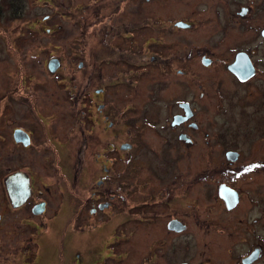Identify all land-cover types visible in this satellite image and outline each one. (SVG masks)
Here are the masks:
<instances>
[{"label": "flooded vegetation", "instance_id": "flooded-vegetation-1", "mask_svg": "<svg viewBox=\"0 0 264 264\" xmlns=\"http://www.w3.org/2000/svg\"><path fill=\"white\" fill-rule=\"evenodd\" d=\"M26 1L0 0V22L13 23L10 30L0 27V264L9 262L4 224L44 229L52 197L58 201L55 215L64 205L74 207L67 227L89 230L94 224L88 220L105 223L124 214L131 226V238L122 243L127 256L109 257L110 264H264V59L234 47L210 93L193 76L194 58L182 56L191 43L182 40L178 51L163 42L162 31L191 32L190 15H163L162 0H133V22L123 20L132 0L51 4L53 16L76 24L80 42L67 128L62 112L44 110L35 90L41 84L27 74L33 51L25 49L35 30ZM259 2L246 20L253 28L264 16ZM213 6L220 7L218 1ZM239 15L247 16L248 9L241 7ZM91 39L101 46L93 58L86 54ZM205 52L200 65L210 69L214 63ZM238 53L251 64L244 81L228 70ZM51 60L58 62L54 72L60 70L61 56L50 57L47 70ZM104 67L111 68L106 76ZM140 82L147 102L137 108L132 100L118 111L117 85L138 96ZM23 181L27 196L25 191L13 199ZM98 257L95 249L76 251L66 264H93Z\"/></svg>", "mask_w": 264, "mask_h": 264}, {"label": "rangeland", "instance_id": "rangeland-1", "mask_svg": "<svg viewBox=\"0 0 264 264\" xmlns=\"http://www.w3.org/2000/svg\"><path fill=\"white\" fill-rule=\"evenodd\" d=\"M217 1L220 7L216 11L213 5ZM259 1L262 2V0H162L163 15L175 14L174 12L182 16L183 14L185 16L190 15L189 21L195 25L192 31L186 34H169L162 31L163 42L169 43L178 51L183 48L182 40L191 43L189 45L185 44L182 56L194 58L189 60V64L193 63L197 72L193 71L194 78L201 79V83H206L205 85L209 92L213 93L218 79L217 73L220 72L219 66L225 61L229 62L232 60L234 47L237 46L238 49H253L255 57L258 56L264 59V36L261 34L264 30V26H262L264 24V16L261 17L259 24L254 28L246 21L250 19V14ZM84 2L85 0H27L25 3L26 11L29 10L31 15L33 14L31 18L35 30L32 42L25 49V51H33V58H28L31 66L28 67L27 74L41 84V87L35 88V90L39 91L38 94L41 97L39 100L41 99L44 110L62 112L65 115L62 121L67 128L71 123V110H73L72 106L74 105L73 94L75 92L73 84L77 65L75 54L78 55L80 42L76 24L68 18H63L62 14L53 16L51 4L67 8L68 4L71 5L72 3V6H78ZM134 4L135 2L132 0L128 5L129 10L123 14L125 22L137 20V12L133 9ZM172 4L174 5L173 8L170 7ZM150 5H154V3H150ZM241 7L248 9L247 16L242 17L239 15ZM71 9L73 10V8ZM11 26H13V23L0 22V27L3 29L10 30ZM58 31L59 33H57ZM216 40L221 42L220 49H215L218 45ZM258 45L260 47L255 49ZM98 47L101 48L100 45L98 46L95 43V40L91 39L89 41L87 44L88 49L86 50L89 58H93V54L99 51ZM206 50L209 52H205V55L211 58V62L214 63V66L210 69L201 68L199 61V54ZM58 55L61 56L60 70L49 72L46 68L48 59L54 56L59 57ZM102 55L104 54L100 56ZM3 68L4 65H0V70ZM5 68L7 69L8 67L5 66ZM110 71L111 68L104 67L101 73L106 76ZM18 72L20 74V67ZM224 74H226L223 76L225 83L230 84L232 79L231 77L229 78L225 69ZM195 85L197 86V84ZM202 88L200 91H202ZM124 92L126 93L124 86L118 84L114 91L113 100L118 111L130 105L129 101L131 102L132 100H135L133 103H138L137 108L142 106L140 101L143 103L146 100L145 102H147L148 98H143L148 92L147 87L143 88L141 82L138 85V96L135 92H132L130 96L126 93L127 96ZM107 93L106 98L110 99L109 92ZM165 94L171 95L173 93L168 92ZM38 105L40 106V102H38ZM38 109L40 108L38 107ZM121 169V165L117 167V171ZM57 203L58 201L52 197L48 214V217L51 216V218L44 229L35 231L17 230L19 224L18 221L14 220L4 224L2 231L3 252L8 255L9 262L4 260L3 264H11L10 261H16L12 264H66L72 260L76 251L85 253L87 249L91 251L95 249L99 256L94 259L93 264H110L109 257L124 259L127 256L126 252L128 251L122 250V243L127 238H131V226L126 224L122 212L110 215L109 218L105 219V223L93 219L92 221L88 220V222L94 224V227L91 226L88 230L86 228L87 225H82V228L79 229V226L76 225L67 227V223L71 221L75 212L74 207L71 208L69 205H64L60 212L55 215L54 209ZM81 229L83 232H79ZM129 250L131 251V249ZM59 255H61V258L58 257ZM129 261L130 255L128 257Z\"/></svg>", "mask_w": 264, "mask_h": 264}, {"label": "water", "instance_id": "water-1", "mask_svg": "<svg viewBox=\"0 0 264 264\" xmlns=\"http://www.w3.org/2000/svg\"><path fill=\"white\" fill-rule=\"evenodd\" d=\"M58 67V62L56 60H51L48 64V68L51 72H54ZM228 70L231 71L239 80L244 81L248 79L251 75V64L250 60L244 53H238L235 56V60L232 64L228 66ZM18 175H14L13 178H17ZM24 184H18L15 188L16 195L13 199H20L22 195L26 191V196L28 193V184L27 182L23 181ZM10 193H12V189L9 188ZM40 206H37L34 211L35 213H40L42 209Z\"/></svg>", "mask_w": 264, "mask_h": 264}]
</instances>
